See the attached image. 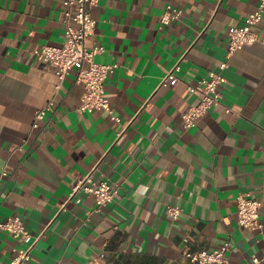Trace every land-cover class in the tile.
Wrapping results in <instances>:
<instances>
[{
	"label": "crops",
	"instance_id": "0c3cea01",
	"mask_svg": "<svg viewBox=\"0 0 264 264\" xmlns=\"http://www.w3.org/2000/svg\"><path fill=\"white\" fill-rule=\"evenodd\" d=\"M62 1L0 0V221L18 214L28 232L0 229V264L26 248L24 264H195L183 249L224 242L229 264L261 256L264 11L256 40L227 51L229 30L260 0H97L84 44L104 47L95 61L116 63L103 84L114 118L78 112L76 68L60 80L32 53L62 43ZM167 4L180 16L162 24ZM223 61L220 102L183 128L180 112L198 98L185 83ZM175 63L178 79L161 85ZM49 101L33 127L35 109ZM90 171L118 188L97 210L91 197L68 199ZM242 192L263 203L259 229L236 221ZM167 205L181 209L177 219Z\"/></svg>",
	"mask_w": 264,
	"mask_h": 264
},
{
	"label": "built area",
	"instance_id": "2783aa9c",
	"mask_svg": "<svg viewBox=\"0 0 264 264\" xmlns=\"http://www.w3.org/2000/svg\"><path fill=\"white\" fill-rule=\"evenodd\" d=\"M96 1L63 0L62 12L65 28L62 43L60 45L44 44L33 49L32 53L36 58L54 67L60 80L72 67L76 68V81L82 84L80 101L76 106L78 112H89L94 109H100L113 117L108 98L104 94L103 84L107 75L116 67V63L95 61V55L102 53L104 47L97 42H93L89 48L84 44L86 36L93 33L95 20L91 16L89 8ZM263 11L264 0H260L257 7L248 13L241 25L231 27L228 33V54L243 45L252 44L256 40L254 28L260 22ZM179 16L180 9L174 5L167 4L159 20L162 24H167L172 20L178 19ZM225 66L226 61H223L219 65V70L209 69L195 82L185 83L186 90L198 98L195 103L187 105L180 112L183 128L193 126L201 114L209 107L220 102L219 85L224 81L220 69ZM175 69H178V63H175L170 70L162 75L160 79L161 85H166L178 79L174 73ZM50 103L49 101L43 107L35 109L32 122L33 127H36L38 121L44 117ZM4 175H6V169L2 168L0 171V189L2 186L1 179ZM117 191L116 184H110L102 178H94L90 171L72 184L68 199H74L76 202H79L83 196L91 197L97 210L111 203ZM262 204L260 199L249 193H238L235 209L237 223L250 230L261 228L259 209ZM165 211L172 220H175L178 218L181 209L176 205H167ZM0 229L8 231L14 236L20 233L28 236L23 220L18 214H11L0 221ZM182 239L185 241L187 237L183 236ZM228 248V243L224 242L214 249H183L182 254L195 264H229L226 257ZM28 257L29 249H20L9 262L3 264H24ZM263 260L264 253L259 257L252 256L248 264H258ZM90 264L95 263L91 261Z\"/></svg>",
	"mask_w": 264,
	"mask_h": 264
}]
</instances>
